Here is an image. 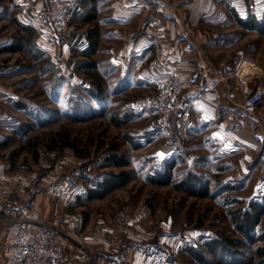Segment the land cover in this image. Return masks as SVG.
I'll use <instances>...</instances> for the list:
<instances>
[{"label": "rangeland", "instance_id": "1", "mask_svg": "<svg viewBox=\"0 0 264 264\" xmlns=\"http://www.w3.org/2000/svg\"><path fill=\"white\" fill-rule=\"evenodd\" d=\"M236 35L232 56H245L255 70L264 71V33ZM67 53L63 64L55 47L5 58L8 68L0 71V195L21 209L47 208L49 217L57 218L65 243L71 237L83 246L85 235L99 228L97 232L112 241L109 255L123 256L127 247L140 248L147 264H199L189 247L204 249L211 238L239 237L228 211L264 192V181L256 176L233 178L238 151L218 149L212 140L206 143L204 129L151 133L153 114L147 99L156 86L111 93L119 87L103 70L67 65L77 49ZM97 83L101 100L91 91H97ZM11 93L13 98H7ZM115 118L125 121L116 125ZM22 129L27 132L22 134ZM112 155L127 164L108 165ZM169 158L176 161L172 183L193 172L209 182L211 194L189 195L172 183L150 182ZM121 171L130 174L127 184L104 197L85 199L87 187ZM66 216L70 222L81 220L80 225L72 230Z\"/></svg>", "mask_w": 264, "mask_h": 264}, {"label": "crops", "instance_id": "2", "mask_svg": "<svg viewBox=\"0 0 264 264\" xmlns=\"http://www.w3.org/2000/svg\"><path fill=\"white\" fill-rule=\"evenodd\" d=\"M73 1L76 8L53 42V32L37 17L46 0H0V71L8 68L5 58L13 53L32 49L48 52L55 47L63 64L68 49L74 48L77 54L67 65L86 71L103 70L104 76L119 87L111 93L133 87L147 91L164 74L158 59L161 50L187 79L183 97L193 101L189 122L180 128L172 123L170 129L186 133L204 129L206 143L212 140L218 149L238 151L233 178L250 180L256 176L264 181V101L254 115H247L226 96L230 87L234 99L240 100L238 76L246 65L261 72L264 79V71L255 70L252 60L232 56L237 33L257 32L240 21L264 18V0ZM93 43L94 51L90 52ZM91 91L102 99L101 94ZM13 96L11 93L7 98ZM15 208L28 226L58 228L57 218L51 219L47 208ZM69 219L64 217L72 230L80 225L81 220ZM97 231L85 235L83 246L67 237V258L62 264H147L140 248L127 247L123 256L109 255L112 241Z\"/></svg>", "mask_w": 264, "mask_h": 264}, {"label": "built area", "instance_id": "3", "mask_svg": "<svg viewBox=\"0 0 264 264\" xmlns=\"http://www.w3.org/2000/svg\"><path fill=\"white\" fill-rule=\"evenodd\" d=\"M75 8L76 3L73 0H46L37 17L52 32L59 34ZM158 59L163 65L164 74L157 81L155 93L147 99L153 114L149 131L169 133L172 123L180 128L189 122L193 101L183 97L188 84L177 66L169 63L161 50ZM238 78L240 100L234 99L230 87L226 91L227 99L245 114L254 115L259 104L264 101V79L249 65L243 67ZM0 228V264H62L66 259L65 244L59 230L49 225H26L25 218L2 195Z\"/></svg>", "mask_w": 264, "mask_h": 264}, {"label": "trees", "instance_id": "4", "mask_svg": "<svg viewBox=\"0 0 264 264\" xmlns=\"http://www.w3.org/2000/svg\"><path fill=\"white\" fill-rule=\"evenodd\" d=\"M240 23L259 33H264V18L252 17L249 22L241 20ZM94 46L95 43L91 46L90 52L94 51ZM97 84L96 95H99L102 93V88L99 83ZM124 121L119 118L113 119V123L116 125H120ZM24 132L26 133L27 129H22L21 133ZM128 141L133 148H138L139 144L134 143L130 138ZM67 145L73 146L72 143ZM126 164L127 160L116 155H112L108 160V165ZM175 164L174 158L166 159L161 169L149 177V181L156 185L171 184ZM129 179L130 174L126 171L108 173L99 178L94 185L87 187L85 199L104 197L114 189L127 184ZM172 185L174 189L189 195L208 196L211 194L209 182L193 172L186 173L181 180L172 183ZM232 200L237 204L241 202ZM240 204L228 211L229 219L239 237L219 236L206 241L203 244L204 249L189 247L187 250L196 262L199 264H250L249 261L253 260L254 264H264V192L246 203L241 202Z\"/></svg>", "mask_w": 264, "mask_h": 264}, {"label": "bare ground", "instance_id": "5", "mask_svg": "<svg viewBox=\"0 0 264 264\" xmlns=\"http://www.w3.org/2000/svg\"><path fill=\"white\" fill-rule=\"evenodd\" d=\"M241 68H242V66H241ZM241 70H242V69H241ZM241 70H240V71H241Z\"/></svg>", "mask_w": 264, "mask_h": 264}]
</instances>
